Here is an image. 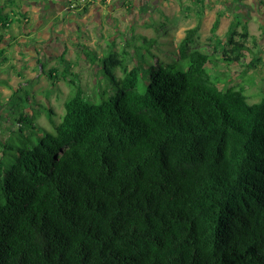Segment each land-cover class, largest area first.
Masks as SVG:
<instances>
[{"label": "trees", "instance_id": "trees-1", "mask_svg": "<svg viewBox=\"0 0 264 264\" xmlns=\"http://www.w3.org/2000/svg\"><path fill=\"white\" fill-rule=\"evenodd\" d=\"M74 1L84 12L93 3ZM23 4H0V45L15 39L2 32L11 23L4 11L28 19ZM203 14L144 90L127 49L86 52L116 93L94 102L66 68L76 88L61 121L49 107L55 131L21 146L0 140V264H264V95L251 103L250 79L212 75L214 55L194 47ZM220 18L214 50L244 67L246 53L259 52L247 19L223 41ZM19 109L20 128L36 130L37 112ZM4 149L16 151L9 162Z\"/></svg>", "mask_w": 264, "mask_h": 264}, {"label": "rangeland", "instance_id": "rangeland-1", "mask_svg": "<svg viewBox=\"0 0 264 264\" xmlns=\"http://www.w3.org/2000/svg\"><path fill=\"white\" fill-rule=\"evenodd\" d=\"M91 1L86 12L82 7L72 8L70 2L61 1L66 14L60 17L51 8L43 18L37 8L27 4L20 10L27 12L28 19L18 13L19 8L8 7L4 11L11 23L6 32H2L7 38L15 36V39L9 38L0 45V51L4 48L3 54L0 53V79L6 81L0 83V140L21 146V140L38 143L45 132L55 131L49 107L55 111V121H61L65 100L76 88L63 77L66 68L76 74L75 80L86 93H96L92 101L98 103L116 93V86L103 73L102 62L99 59L92 62L86 52L100 58L112 46L120 52L127 49L126 63L140 67L139 89L144 90L158 61L166 63L177 59L178 44L185 30L196 25L198 12L202 10L204 14L194 47L214 55L212 63L208 64L213 67H209L212 75L222 81L232 79L233 85L250 79L246 89L249 101L258 102L263 97L264 0ZM74 5L77 7V2L74 1ZM217 15L221 16L217 34L223 41L232 23L241 30L247 19L251 34L248 44L256 43L259 52L257 57L247 52L244 67L228 65L221 60L220 51L214 50L210 35ZM50 68L58 70L59 78H49ZM122 74L118 69L117 75ZM68 78L74 77L70 74ZM223 85L219 83L220 87ZM20 107L30 114L37 112L36 130L20 128L17 121ZM4 151L7 162L16 153L15 150Z\"/></svg>", "mask_w": 264, "mask_h": 264}, {"label": "flooded vegetation", "instance_id": "flooded-vegetation-1", "mask_svg": "<svg viewBox=\"0 0 264 264\" xmlns=\"http://www.w3.org/2000/svg\"><path fill=\"white\" fill-rule=\"evenodd\" d=\"M23 3L30 5L31 7H36L39 10V14L44 18V16H47V11L49 9H55L60 16H64L66 14V7L61 6L60 2L63 0H22ZM67 2H70L71 0H65ZM48 4V7L45 8V6ZM2 47V46H1ZM0 47V48H1Z\"/></svg>", "mask_w": 264, "mask_h": 264}, {"label": "built area", "instance_id": "built-area-1", "mask_svg": "<svg viewBox=\"0 0 264 264\" xmlns=\"http://www.w3.org/2000/svg\"><path fill=\"white\" fill-rule=\"evenodd\" d=\"M84 1H85V0H81L80 2H84ZM71 6H72V8H73V6H75V5H74V4H72Z\"/></svg>", "mask_w": 264, "mask_h": 264}, {"label": "crops", "instance_id": "crops-1", "mask_svg": "<svg viewBox=\"0 0 264 264\" xmlns=\"http://www.w3.org/2000/svg\"><path fill=\"white\" fill-rule=\"evenodd\" d=\"M33 8H36V7H33Z\"/></svg>", "mask_w": 264, "mask_h": 264}]
</instances>
